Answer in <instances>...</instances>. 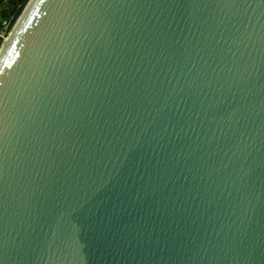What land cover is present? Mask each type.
Returning <instances> with one entry per match:
<instances>
[{
  "label": "water",
  "instance_id": "1",
  "mask_svg": "<svg viewBox=\"0 0 264 264\" xmlns=\"http://www.w3.org/2000/svg\"><path fill=\"white\" fill-rule=\"evenodd\" d=\"M0 264H264V0H29Z\"/></svg>",
  "mask_w": 264,
  "mask_h": 264
},
{
  "label": "trees",
  "instance_id": "2",
  "mask_svg": "<svg viewBox=\"0 0 264 264\" xmlns=\"http://www.w3.org/2000/svg\"><path fill=\"white\" fill-rule=\"evenodd\" d=\"M29 0H0V32L5 31L8 36L17 20L23 13ZM4 38L0 36V48Z\"/></svg>",
  "mask_w": 264,
  "mask_h": 264
},
{
  "label": "rangeland",
  "instance_id": "3",
  "mask_svg": "<svg viewBox=\"0 0 264 264\" xmlns=\"http://www.w3.org/2000/svg\"><path fill=\"white\" fill-rule=\"evenodd\" d=\"M0 36L3 37V38H5L4 30H2V31L0 32Z\"/></svg>",
  "mask_w": 264,
  "mask_h": 264
},
{
  "label": "built area",
  "instance_id": "4",
  "mask_svg": "<svg viewBox=\"0 0 264 264\" xmlns=\"http://www.w3.org/2000/svg\"><path fill=\"white\" fill-rule=\"evenodd\" d=\"M4 33H5V31H4Z\"/></svg>",
  "mask_w": 264,
  "mask_h": 264
}]
</instances>
